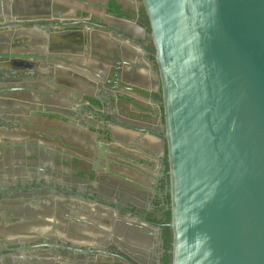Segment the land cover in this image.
<instances>
[{"label":"flooded vegetation","instance_id":"obj_1","mask_svg":"<svg viewBox=\"0 0 264 264\" xmlns=\"http://www.w3.org/2000/svg\"><path fill=\"white\" fill-rule=\"evenodd\" d=\"M154 53L140 0H0V264H170Z\"/></svg>","mask_w":264,"mask_h":264},{"label":"water","instance_id":"obj_2","mask_svg":"<svg viewBox=\"0 0 264 264\" xmlns=\"http://www.w3.org/2000/svg\"><path fill=\"white\" fill-rule=\"evenodd\" d=\"M140 1L161 85L170 264H264V0ZM13 131L0 126L4 140Z\"/></svg>","mask_w":264,"mask_h":264},{"label":"crops","instance_id":"obj_3","mask_svg":"<svg viewBox=\"0 0 264 264\" xmlns=\"http://www.w3.org/2000/svg\"><path fill=\"white\" fill-rule=\"evenodd\" d=\"M5 137H6L5 134H1V133H0V145H1V144H4V143H3V139H4ZM0 215H1V214H0Z\"/></svg>","mask_w":264,"mask_h":264}]
</instances>
